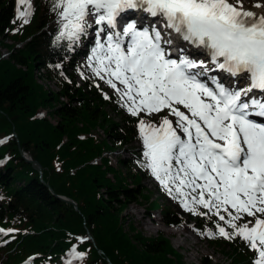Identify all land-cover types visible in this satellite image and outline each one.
I'll list each match as a JSON object with an SVG mask.
<instances>
[{
    "label": "trees",
    "instance_id": "obj_1",
    "mask_svg": "<svg viewBox=\"0 0 264 264\" xmlns=\"http://www.w3.org/2000/svg\"><path fill=\"white\" fill-rule=\"evenodd\" d=\"M17 8V0H0V140H7L0 145V264H65L73 248L84 256L71 264H186L171 240L144 236L126 215L132 205L159 211L167 226L193 220L200 240L232 251L231 264H251L253 252L239 238L207 236L216 232V216L151 202L144 179L152 175L138 163L142 152L120 159L122 169L105 157L140 140L142 118L131 116L118 96L82 74L86 30L75 42L66 36L57 40L60 17L50 0H36L27 24L17 19ZM1 49L9 56L3 58ZM37 74L60 91L47 89ZM41 109L57 121L38 119ZM97 129L104 138L95 136ZM23 153L42 166V179ZM202 264L212 261L204 258Z\"/></svg>",
    "mask_w": 264,
    "mask_h": 264
},
{
    "label": "snow or ice",
    "instance_id": "obj_2",
    "mask_svg": "<svg viewBox=\"0 0 264 264\" xmlns=\"http://www.w3.org/2000/svg\"><path fill=\"white\" fill-rule=\"evenodd\" d=\"M50 2L60 17L57 40H78L90 13L96 25L107 26L97 30L90 66L131 116L165 113L159 123L138 121L140 166L186 211L218 218L209 238H239L253 252L251 264H264V119H257L264 118V97L252 95L264 93V14L246 10L242 0ZM17 3L23 6L17 19L29 23L31 3ZM253 7L264 8V2ZM125 10L159 18L171 30L168 35L202 49L207 59L170 58L155 27L150 32L128 21L117 30V17ZM213 71L242 76L248 83L226 87L213 76L210 86L201 77ZM70 255L84 256L75 248Z\"/></svg>",
    "mask_w": 264,
    "mask_h": 264
},
{
    "label": "rangeland",
    "instance_id": "obj_3",
    "mask_svg": "<svg viewBox=\"0 0 264 264\" xmlns=\"http://www.w3.org/2000/svg\"><path fill=\"white\" fill-rule=\"evenodd\" d=\"M232 3H235L236 0H231ZM29 2L32 5L31 13L36 10V0H29ZM264 2V0H242L243 5L249 6L250 10H255L256 8L253 7L254 4L256 3H261ZM22 9V6L18 5ZM142 11V10H125L120 14L121 17L125 16L126 19L122 23L120 29L122 28L123 24L128 21H134L137 24V27L139 25L137 21V16L133 17L132 19L129 18V14L135 15L136 12ZM261 13L264 14V8H261ZM149 15V14H148ZM96 17L92 15L91 13L86 17L84 21V27H93L92 30L88 29L86 32L88 34V42L87 44H82L81 48L82 51L85 52L86 56L85 58H81L79 60L80 65L82 66V74L88 77L89 79L93 80L95 83L100 85L103 89L108 91L110 94L118 96V94L111 88L107 83H105L104 80L100 79L98 76H96L92 72V68L90 66V61L89 57L91 56L92 48L95 47V40H96V33L97 30L101 25H96L95 23ZM154 23H152V26L155 27L157 21H159V18H156L155 20H152ZM156 22V23H155ZM143 23V21H142ZM159 23V22H158ZM162 26V24L160 23ZM164 29L165 33H161L162 35V41H168L167 36L169 33V29H166L162 26ZM117 29V30H120ZM171 32V30H170ZM173 36H176L177 34L171 33ZM102 37V42L104 38V34L101 33ZM170 49H172L175 52V49L172 44L168 46ZM3 54L8 53L6 49H1ZM202 50V49H201ZM200 53H202L200 51ZM186 58V53L183 54ZM201 55H197L194 57V61L198 59ZM179 57V56H178ZM177 58V57H176ZM106 79V78H105ZM211 82V81H210ZM46 86L51 90V91H58L57 86L54 83H48ZM118 87H122L119 84L117 85ZM119 97V96H118ZM69 102L64 101V104H67ZM44 114H47V110H43ZM112 115V117L117 121L121 122L120 116L118 117L113 111H109ZM165 113L161 112L158 115L153 114L152 116H146L143 113H141V118L145 120L146 123L152 122V123H158L159 116H163ZM54 120V118L52 117ZM170 119H174V117H170ZM56 120V119H55ZM59 120V119H58ZM57 121V120H56ZM98 131V130H97ZM96 131V134H97ZM26 154H24L25 156ZM29 157V156H28ZM26 158V156H25ZM121 158H129V155H121ZM119 158V159H121ZM113 159V165L116 167V169H122L121 165L115 161V157ZM3 166V163L0 162V167ZM124 170V169H123ZM144 185L151 191V202H158L160 203V206H165V207H174L178 211L183 212V208L179 203L178 199H173L171 196L168 194H164L160 191L162 186L159 184L157 180L153 176H150L144 181ZM149 206V204H147ZM126 215L128 218H130L132 221L136 223L138 226L139 230H141L144 234L145 237L149 238H158L159 236H163L169 240L172 241L175 249L180 252L184 256V261L186 264H202V260L204 258H208V262L212 261V264H231L232 261L230 260L231 257L229 256L232 251L228 247H218L210 244L207 241H202L198 238L195 229L193 228L194 221L190 220L189 225H183V226H167L164 221L162 215L157 212V211H151L148 213L143 206H138V205H132L131 208L126 212ZM156 228L158 230L153 231L152 228ZM176 228H182L184 229L183 235H179L176 233H170V229H176ZM181 242L182 245L178 244V242ZM229 257V258H228ZM71 257H68V260H66V263L70 261ZM64 261V260H63ZM65 263V262H64ZM30 264V263H27Z\"/></svg>",
    "mask_w": 264,
    "mask_h": 264
},
{
    "label": "bare ground",
    "instance_id": "obj_4",
    "mask_svg": "<svg viewBox=\"0 0 264 264\" xmlns=\"http://www.w3.org/2000/svg\"><path fill=\"white\" fill-rule=\"evenodd\" d=\"M230 2L232 3L231 0H230ZM243 6H244V8L246 10H250L249 6H245V5H243ZM251 11H254L257 15H262L261 8H259V9L256 8L255 10H251ZM135 16H137L136 18H137V21L139 23L138 28L142 29L144 27H147L149 29V31L151 32V29L153 27L152 23H154L152 20H155L156 18L151 17L150 15H148V13H145L143 11H138V12L135 13V15L129 14V18L130 19H132ZM119 18H120L121 22H124L125 19H126L125 16L122 17L123 20L121 19V16H119ZM142 21H143V23H142ZM155 28L159 29L161 31V33H163V34L165 33V31L162 28V26L160 25V23L157 22ZM169 33H170V29H169ZM167 40L168 41L169 40L172 41V43H170V44L173 45V47L175 49V52L172 49L171 50L175 53L176 57L186 53V56L188 57V59H191V60H194L195 56L201 55L200 57H198V59L195 60L197 62L199 60H201V59H206V56H205L203 50H201L200 48H196L193 45L188 44V42H186V41H183L182 38L179 35L173 36L171 34V35L167 36ZM170 44L167 43V46H170ZM200 51L202 53H200ZM210 67H211V65H210ZM213 76L216 77L217 79L221 80L224 84L227 85V87H229V86L236 87V84H238L240 82L239 79H237V80L231 79L230 80L229 77H227L225 73L219 72V71L209 72L208 75H207V78L211 79V77H213ZM37 77H38L39 82L41 84L45 85V86L48 83H54V82H51V81H45V80L41 79L39 74H37ZM229 81H235V83L229 85ZM47 89H49V88L47 87ZM58 91H59V89H58ZM61 101L62 102H64V101L69 102L68 99H64V98L61 99ZM47 116H48V111H47V114H44L43 111L39 114V117H47ZM98 136H100V137L104 136V132L103 131H98ZM139 149H140V143L135 141V142H133L131 144L126 145L117 154H113L112 153V154H107L106 156L113 162V159H112L113 157H115V159H116L115 161H117L118 156L126 155V154H128L130 156V154L132 152H138ZM151 228H152L153 231L158 230V229L153 228V227H151ZM169 232L170 233H176V234H179V235H183L184 229H182V228L170 229ZM178 244L182 245V243L180 241L178 242Z\"/></svg>",
    "mask_w": 264,
    "mask_h": 264
},
{
    "label": "water",
    "instance_id": "obj_5",
    "mask_svg": "<svg viewBox=\"0 0 264 264\" xmlns=\"http://www.w3.org/2000/svg\"><path fill=\"white\" fill-rule=\"evenodd\" d=\"M27 162L30 163V164H32L33 167L41 174L40 179H42V166L39 164V162L36 161V160H33V159H29V160H27ZM46 185L49 186L48 184H46ZM57 198L60 199V200H62V201H65L66 203H69L71 205H74L75 208L78 209L77 208V204L74 201L69 200L67 198H64L62 196H58V195H57ZM88 238L90 240L94 241L93 238H92V236L90 234H89ZM99 253L102 254V251H99Z\"/></svg>",
    "mask_w": 264,
    "mask_h": 264
}]
</instances>
